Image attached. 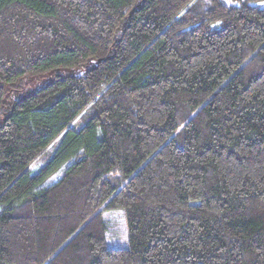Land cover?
I'll return each mask as SVG.
<instances>
[{"label": "trees", "instance_id": "1", "mask_svg": "<svg viewBox=\"0 0 264 264\" xmlns=\"http://www.w3.org/2000/svg\"><path fill=\"white\" fill-rule=\"evenodd\" d=\"M0 264H264V0H0Z\"/></svg>", "mask_w": 264, "mask_h": 264}, {"label": "rangeland", "instance_id": "2", "mask_svg": "<svg viewBox=\"0 0 264 264\" xmlns=\"http://www.w3.org/2000/svg\"><path fill=\"white\" fill-rule=\"evenodd\" d=\"M102 217L107 224L106 245L108 247H126L128 235L123 211L121 209L103 210Z\"/></svg>", "mask_w": 264, "mask_h": 264}]
</instances>
